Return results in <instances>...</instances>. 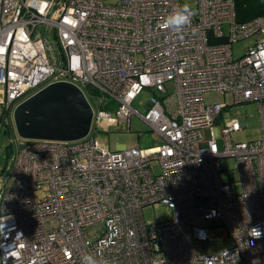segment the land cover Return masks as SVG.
<instances>
[{
    "label": "built area",
    "instance_id": "obj_1",
    "mask_svg": "<svg viewBox=\"0 0 264 264\" xmlns=\"http://www.w3.org/2000/svg\"><path fill=\"white\" fill-rule=\"evenodd\" d=\"M185 3L190 24L163 28ZM56 81L83 89L97 130L129 129L133 101L153 88L140 115L160 142L112 151L91 132L76 141L14 135L0 180V264H264V12L240 21L235 0H0V126L13 131L16 107ZM171 81L175 98L164 103ZM207 91L256 103L260 138L234 139L247 125L240 116L221 126L220 143L215 122L229 104L206 103ZM154 203L174 216L147 223L143 208ZM213 228L235 244L202 252Z\"/></svg>",
    "mask_w": 264,
    "mask_h": 264
},
{
    "label": "rangeland",
    "instance_id": "obj_2",
    "mask_svg": "<svg viewBox=\"0 0 264 264\" xmlns=\"http://www.w3.org/2000/svg\"><path fill=\"white\" fill-rule=\"evenodd\" d=\"M110 3H115L117 0H107ZM251 39L240 40L233 45V52L235 57H239L244 53L245 48L250 45ZM167 95L162 97V101L165 103L167 97H174L176 93L175 83L173 81L166 84ZM157 96V93L151 87H144L141 93L133 101V107L137 113L131 118L130 128L128 129L127 123L120 121L119 123H113L112 125L100 124L98 130L96 125H93L90 136L94 135L98 138L100 143L108 147L112 151L118 150L120 147H149L160 142L150 126L142 118V114L146 113L148 109L149 100ZM233 97L231 93L224 94L220 91H207L204 93V100L206 103H215L218 101L227 102L229 104L226 107L221 116L215 122L214 133L219 138L221 143V126L225 121L238 118L240 116H246L247 125L239 131L234 133V139L237 141H250L260 138L261 136V123L260 114L257 104L254 102H246L240 104H233ZM94 107L97 109V104L93 101ZM2 114V105L0 104V116ZM141 114V115H140ZM108 129V130H107ZM20 137L14 127L13 131L9 124H2L0 126V180H4L11 161L14 156V144L13 136ZM28 140V139H26ZM224 167L235 170L236 177L238 178L239 172L237 170L236 159L232 157H225L222 159ZM224 179L227 180V172H223ZM238 190L240 186L237 185ZM44 191H39L38 196L42 197ZM197 203L205 205L206 202L198 200ZM144 217L147 223L154 221L169 220L174 216V209L167 204L154 203L146 205L143 208ZM194 223L201 226L213 227L217 226L218 221L211 222L202 218H195ZM235 244V240L231 235H225L222 229L213 228L211 232V238L198 242V247L202 252L215 253L222 249Z\"/></svg>",
    "mask_w": 264,
    "mask_h": 264
},
{
    "label": "water",
    "instance_id": "obj_3",
    "mask_svg": "<svg viewBox=\"0 0 264 264\" xmlns=\"http://www.w3.org/2000/svg\"><path fill=\"white\" fill-rule=\"evenodd\" d=\"M93 119L94 109L83 89L70 81L41 88L21 102L13 116L18 135L29 140H80L90 134Z\"/></svg>",
    "mask_w": 264,
    "mask_h": 264
},
{
    "label": "clouds",
    "instance_id": "obj_4",
    "mask_svg": "<svg viewBox=\"0 0 264 264\" xmlns=\"http://www.w3.org/2000/svg\"><path fill=\"white\" fill-rule=\"evenodd\" d=\"M180 8V11L173 12L165 18L162 24L163 28L168 29L171 27L180 31L182 28H185V26L190 24L191 18L195 15L194 9L187 3L180 6ZM179 38L182 39L183 36L181 35ZM85 259L88 260L89 264H96L90 256L85 257ZM253 264H258V261H253Z\"/></svg>",
    "mask_w": 264,
    "mask_h": 264
},
{
    "label": "trees",
    "instance_id": "obj_5",
    "mask_svg": "<svg viewBox=\"0 0 264 264\" xmlns=\"http://www.w3.org/2000/svg\"><path fill=\"white\" fill-rule=\"evenodd\" d=\"M238 20L247 21L264 12V0H235Z\"/></svg>",
    "mask_w": 264,
    "mask_h": 264
}]
</instances>
